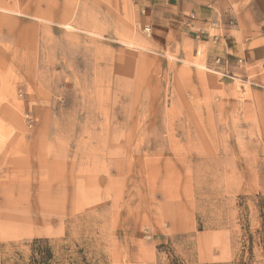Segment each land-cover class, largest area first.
<instances>
[{
	"label": "rangeland",
	"instance_id": "rangeland-1",
	"mask_svg": "<svg viewBox=\"0 0 264 264\" xmlns=\"http://www.w3.org/2000/svg\"><path fill=\"white\" fill-rule=\"evenodd\" d=\"M140 1L0 0V264H264V64Z\"/></svg>",
	"mask_w": 264,
	"mask_h": 264
},
{
	"label": "crops",
	"instance_id": "crops-1",
	"mask_svg": "<svg viewBox=\"0 0 264 264\" xmlns=\"http://www.w3.org/2000/svg\"><path fill=\"white\" fill-rule=\"evenodd\" d=\"M140 24L160 48L189 37L216 58L264 64V0H141Z\"/></svg>",
	"mask_w": 264,
	"mask_h": 264
},
{
	"label": "trees",
	"instance_id": "trees-1",
	"mask_svg": "<svg viewBox=\"0 0 264 264\" xmlns=\"http://www.w3.org/2000/svg\"><path fill=\"white\" fill-rule=\"evenodd\" d=\"M37 255H38V257H37ZM46 258L47 257L41 256L40 251H38L36 249H32V254L30 256V260L26 264H47V262L44 261V259H46Z\"/></svg>",
	"mask_w": 264,
	"mask_h": 264
},
{
	"label": "built area",
	"instance_id": "built-area-1",
	"mask_svg": "<svg viewBox=\"0 0 264 264\" xmlns=\"http://www.w3.org/2000/svg\"><path fill=\"white\" fill-rule=\"evenodd\" d=\"M142 29H143V32H145V33H149L150 32V27L149 26H144ZM220 61H221L220 58H216V62L217 63L220 62Z\"/></svg>",
	"mask_w": 264,
	"mask_h": 264
},
{
	"label": "bare ground",
	"instance_id": "bare-ground-1",
	"mask_svg": "<svg viewBox=\"0 0 264 264\" xmlns=\"http://www.w3.org/2000/svg\"><path fill=\"white\" fill-rule=\"evenodd\" d=\"M68 28H70L69 26H67Z\"/></svg>",
	"mask_w": 264,
	"mask_h": 264
}]
</instances>
